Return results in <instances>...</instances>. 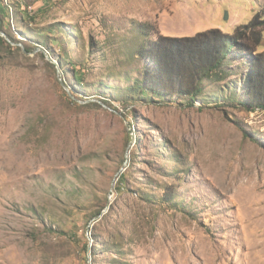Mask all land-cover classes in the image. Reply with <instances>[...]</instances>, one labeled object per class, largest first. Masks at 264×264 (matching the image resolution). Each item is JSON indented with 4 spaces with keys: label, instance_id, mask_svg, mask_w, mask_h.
<instances>
[{
    "label": "rangeland",
    "instance_id": "374dc122",
    "mask_svg": "<svg viewBox=\"0 0 264 264\" xmlns=\"http://www.w3.org/2000/svg\"><path fill=\"white\" fill-rule=\"evenodd\" d=\"M263 1L1 0L0 264H264V109L239 104L243 63L198 109L138 95L132 52L144 22L232 33Z\"/></svg>",
    "mask_w": 264,
    "mask_h": 264
},
{
    "label": "trees",
    "instance_id": "16d2710c",
    "mask_svg": "<svg viewBox=\"0 0 264 264\" xmlns=\"http://www.w3.org/2000/svg\"><path fill=\"white\" fill-rule=\"evenodd\" d=\"M6 10L0 0L1 31H4ZM137 31L143 41L132 52L145 59V66L142 77L134 81V89L141 97L147 99L148 93L166 94L178 96L180 106L207 107L209 102L203 96V82L224 80L230 67H234L233 63L239 61L245 67L240 77L239 92L246 98L239 104L251 110L264 109V1L253 16L246 23L235 26L232 33L211 28L193 35L171 36L161 34L145 22ZM0 41L10 47L2 36ZM25 49L27 51L28 48ZM75 79L82 82L83 78L75 76ZM226 98L232 102L235 95L230 94ZM102 101L108 104L106 100ZM214 101L215 106L221 105Z\"/></svg>",
    "mask_w": 264,
    "mask_h": 264
},
{
    "label": "water",
    "instance_id": "95a60500",
    "mask_svg": "<svg viewBox=\"0 0 264 264\" xmlns=\"http://www.w3.org/2000/svg\"><path fill=\"white\" fill-rule=\"evenodd\" d=\"M1 35H2V36H4V33H3V32H1ZM60 82H61V80H60ZM132 140H133V136L131 135V138H130V143L132 142ZM129 145H130V144H129ZM129 145H128V146H129Z\"/></svg>",
    "mask_w": 264,
    "mask_h": 264
}]
</instances>
